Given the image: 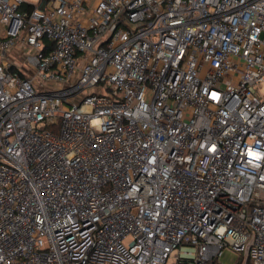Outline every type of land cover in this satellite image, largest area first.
<instances>
[{
	"label": "built area",
	"instance_id": "2783aa9c",
	"mask_svg": "<svg viewBox=\"0 0 264 264\" xmlns=\"http://www.w3.org/2000/svg\"><path fill=\"white\" fill-rule=\"evenodd\" d=\"M263 83L264 0H0V264H264Z\"/></svg>",
	"mask_w": 264,
	"mask_h": 264
},
{
	"label": "rangeland",
	"instance_id": "374dc122",
	"mask_svg": "<svg viewBox=\"0 0 264 264\" xmlns=\"http://www.w3.org/2000/svg\"><path fill=\"white\" fill-rule=\"evenodd\" d=\"M30 2L34 3L36 0H29ZM19 63H22V58H16ZM261 96L264 97V83L262 87L259 89ZM239 258V254L231 250L230 248H225L219 257V261L221 264H237ZM174 263L173 259H170L167 264Z\"/></svg>",
	"mask_w": 264,
	"mask_h": 264
},
{
	"label": "trees",
	"instance_id": "16d2710c",
	"mask_svg": "<svg viewBox=\"0 0 264 264\" xmlns=\"http://www.w3.org/2000/svg\"><path fill=\"white\" fill-rule=\"evenodd\" d=\"M237 264H242V262L240 260H238ZM248 264H251V263L248 262Z\"/></svg>",
	"mask_w": 264,
	"mask_h": 264
}]
</instances>
